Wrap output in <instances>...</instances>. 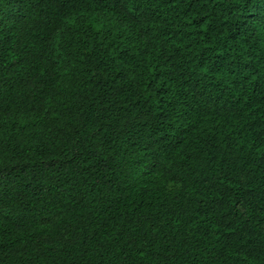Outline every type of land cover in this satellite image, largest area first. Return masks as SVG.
<instances>
[{"label":"trees","instance_id":"trees-1","mask_svg":"<svg viewBox=\"0 0 264 264\" xmlns=\"http://www.w3.org/2000/svg\"><path fill=\"white\" fill-rule=\"evenodd\" d=\"M0 264H264V0H0Z\"/></svg>","mask_w":264,"mask_h":264}]
</instances>
